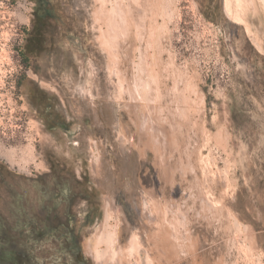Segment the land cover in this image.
I'll list each match as a JSON object with an SVG mask.
<instances>
[{"label": "rangeland", "instance_id": "rangeland-1", "mask_svg": "<svg viewBox=\"0 0 264 264\" xmlns=\"http://www.w3.org/2000/svg\"><path fill=\"white\" fill-rule=\"evenodd\" d=\"M40 2L26 59L0 0V216L65 209L83 264H264V0Z\"/></svg>", "mask_w": 264, "mask_h": 264}, {"label": "trees", "instance_id": "trees-1", "mask_svg": "<svg viewBox=\"0 0 264 264\" xmlns=\"http://www.w3.org/2000/svg\"><path fill=\"white\" fill-rule=\"evenodd\" d=\"M34 1L36 7L33 9L32 27L28 32L22 52L26 59L42 48L41 39L47 30L45 18L41 13L43 10L41 2L40 0ZM55 168L52 165V170H56ZM93 191V189L89 190L88 194ZM12 213L21 215L23 211L13 210ZM67 215L68 212L65 209L58 208L35 213L31 218L23 217L17 220L9 219L2 214L0 216V264H50L38 258V253L43 257L49 256L50 249L36 248L35 244L48 241L45 235L52 236L53 233L58 234V239H52V264H70L65 253L73 248V241L69 237L71 229L68 227L67 220L60 226L55 223L61 218L69 219Z\"/></svg>", "mask_w": 264, "mask_h": 264}, {"label": "flooded vegetation", "instance_id": "flooded-vegetation-1", "mask_svg": "<svg viewBox=\"0 0 264 264\" xmlns=\"http://www.w3.org/2000/svg\"><path fill=\"white\" fill-rule=\"evenodd\" d=\"M38 93L40 94V95H42L43 96V91H38ZM36 104H37V102H36ZM52 169V168H51ZM52 172H56V170H51V173ZM81 180L80 179H77V182L79 183ZM92 189V188H91ZM90 189V190H91ZM85 198H87V200H88V203H90V201H89V199H88V196H86ZM68 221V227H69V229H71V231L69 232V237L71 238V240L73 241V248L71 249V250H69V251H67L66 253H65V257H66V259L68 260V262L70 263V264H83L79 259H78V257H77V254H76V249H77V247H78V245H79V242H80V240L78 239V237H76L75 236V234L73 233V226L70 224V220L69 219H67V218H61V219H58L55 223H56V225L57 226H60V225H62V224H65L64 222L65 221ZM52 239H55V240H57L58 239V234L57 233H53L52 234ZM57 260V259H56Z\"/></svg>", "mask_w": 264, "mask_h": 264}, {"label": "bare ground", "instance_id": "bare-ground-1", "mask_svg": "<svg viewBox=\"0 0 264 264\" xmlns=\"http://www.w3.org/2000/svg\"><path fill=\"white\" fill-rule=\"evenodd\" d=\"M108 206H111L112 207V204H111L110 201L108 202ZM113 239H114V242H116L118 240V232H117V229H115V231H114Z\"/></svg>", "mask_w": 264, "mask_h": 264}]
</instances>
